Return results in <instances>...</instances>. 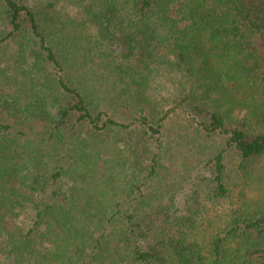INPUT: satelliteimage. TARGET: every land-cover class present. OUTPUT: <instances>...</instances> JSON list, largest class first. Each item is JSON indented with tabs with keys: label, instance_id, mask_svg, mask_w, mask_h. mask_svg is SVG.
Here are the masks:
<instances>
[{
	"label": "trees",
	"instance_id": "16d2710c",
	"mask_svg": "<svg viewBox=\"0 0 264 264\" xmlns=\"http://www.w3.org/2000/svg\"><path fill=\"white\" fill-rule=\"evenodd\" d=\"M0 264H264V0H0Z\"/></svg>",
	"mask_w": 264,
	"mask_h": 264
},
{
	"label": "rangeland",
	"instance_id": "374dc122",
	"mask_svg": "<svg viewBox=\"0 0 264 264\" xmlns=\"http://www.w3.org/2000/svg\"><path fill=\"white\" fill-rule=\"evenodd\" d=\"M238 182H240V181H238ZM242 187L240 186V185H236V187H234V192H233V196L231 197V200H234V201H236V198H235V195L240 191V189H241ZM245 191H247V189H245ZM252 192H247V194H250V195H252L251 194ZM230 204V202H227V203H225L224 204V207H226L227 205H229Z\"/></svg>",
	"mask_w": 264,
	"mask_h": 264
}]
</instances>
